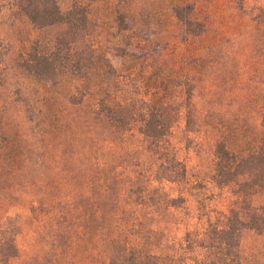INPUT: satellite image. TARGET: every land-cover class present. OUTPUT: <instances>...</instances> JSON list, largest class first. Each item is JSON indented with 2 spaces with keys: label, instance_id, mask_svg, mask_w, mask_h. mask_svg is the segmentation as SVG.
<instances>
[{
  "label": "rangeland",
  "instance_id": "obj_1",
  "mask_svg": "<svg viewBox=\"0 0 264 264\" xmlns=\"http://www.w3.org/2000/svg\"><path fill=\"white\" fill-rule=\"evenodd\" d=\"M177 6L192 8L200 35L174 15ZM90 10L95 41L130 87L143 94L162 81L160 93L178 105L193 85L198 127L187 130L182 116L172 134L186 180L165 181L156 210L137 214L139 241L162 264H195L190 239L222 223L231 197L210 183L217 141L246 152L262 135L264 0H99ZM57 30L38 29L16 0H0V237L19 248L0 264H101L117 235L110 215L131 207L120 193L143 168L128 166L149 159L137 134L95 118V96L70 102L73 80L51 87L18 69L31 43ZM168 197L184 201L173 207ZM252 203L263 205L264 192ZM239 249L241 264H264V233L244 229Z\"/></svg>",
  "mask_w": 264,
  "mask_h": 264
},
{
  "label": "trees",
  "instance_id": "obj_2",
  "mask_svg": "<svg viewBox=\"0 0 264 264\" xmlns=\"http://www.w3.org/2000/svg\"><path fill=\"white\" fill-rule=\"evenodd\" d=\"M96 1L99 0H16L35 27L58 29L34 40L20 56L17 67L29 78L51 87L61 84L64 77L73 80L76 92L69 97L71 103L79 104L85 97L95 96V118L108 121L124 136L129 133L140 137L143 152L150 160L139 158L128 166L143 168L130 173L120 193L119 203L126 199L131 207L119 206L110 215L108 224L114 226L113 234L117 235L101 264H162L161 257L141 244L144 234L139 229L142 221L137 209L156 210L155 205L163 201L154 197L160 193L161 185L165 181L186 180L187 166L178 155L172 134L182 116L187 130L198 127L193 85L187 82L186 93L178 105L160 93L162 81L143 94L134 88L139 85L134 83L130 87L132 80L125 82V74L119 73L94 39L90 9ZM173 12L193 35L203 32L193 19L190 6L173 7ZM116 20L121 28H128L125 13H117ZM210 183L221 190L228 189L231 197L222 223L209 222L203 233L190 239L191 259L195 264H241L243 230L251 228L264 233V204L255 207L252 203L256 193L264 192V124L259 142L246 152L229 147L225 140L217 141ZM183 201V197L166 199L173 207ZM18 252L14 237H0L1 262L8 263Z\"/></svg>",
  "mask_w": 264,
  "mask_h": 264
}]
</instances>
